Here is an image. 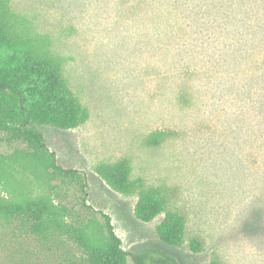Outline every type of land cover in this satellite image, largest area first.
<instances>
[{
  "label": "rangeland",
  "instance_id": "374dc122",
  "mask_svg": "<svg viewBox=\"0 0 264 264\" xmlns=\"http://www.w3.org/2000/svg\"><path fill=\"white\" fill-rule=\"evenodd\" d=\"M253 3L0 0L15 41L60 62L88 113L71 130L39 128L59 162L85 175L84 201L3 132L0 200L42 203L94 241L106 235L104 213L133 255L159 249L183 264H264V8ZM124 161L145 187L176 193L203 253L164 244L162 216L138 220V194L115 191L97 172ZM81 258L66 238L33 235L23 220L0 215V264Z\"/></svg>",
  "mask_w": 264,
  "mask_h": 264
},
{
  "label": "trees",
  "instance_id": "16d2710c",
  "mask_svg": "<svg viewBox=\"0 0 264 264\" xmlns=\"http://www.w3.org/2000/svg\"><path fill=\"white\" fill-rule=\"evenodd\" d=\"M251 1L257 10L264 8V0ZM87 117V110L64 77L62 64L21 48L0 16V132L24 142L43 160L53 180L79 187L83 201L87 194L85 175L59 162L39 128L71 130ZM97 172L115 191L138 194L135 205L138 220L150 223L162 216L156 231L164 244L173 248L188 244L193 256L204 252L205 240L199 235H188V216L174 205L177 195L172 190L145 187L140 180L132 178L125 161L101 165ZM0 215L23 220L33 235L63 237L77 246L82 253L81 261L61 264H128L129 257L134 264H183L177 257L159 249H149L138 255L128 253L122 247L111 218L104 213L101 215L106 235L99 241L92 240L84 228L62 222L58 214L42 203L18 204L0 200ZM211 264L222 263L213 259Z\"/></svg>",
  "mask_w": 264,
  "mask_h": 264
}]
</instances>
